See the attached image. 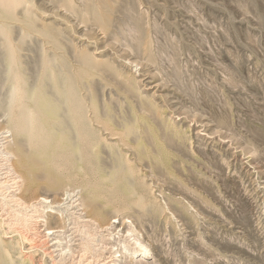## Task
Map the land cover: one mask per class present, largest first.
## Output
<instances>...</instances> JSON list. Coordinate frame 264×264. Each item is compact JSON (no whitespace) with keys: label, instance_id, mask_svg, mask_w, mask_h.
Segmentation results:
<instances>
[{"label":"rangeland","instance_id":"obj_1","mask_svg":"<svg viewBox=\"0 0 264 264\" xmlns=\"http://www.w3.org/2000/svg\"><path fill=\"white\" fill-rule=\"evenodd\" d=\"M34 1L37 2L34 10L40 17L49 23L55 20L64 27L66 47L56 51L34 28L25 22L16 23L14 44L20 46L18 54H22L20 58L26 63L23 65L32 75L31 80L39 73L44 46L47 58H53L54 51L62 58L68 57L70 66H78L71 47L75 43L81 49L93 51L102 61L115 64L125 77L136 78L138 91L145 98H152L160 112L158 116L149 105L143 111L136 88L124 84V79L119 80L109 71L94 72L93 78L81 83L86 84L85 88L82 85L78 88V97L83 94L81 99L87 103L83 105L88 106L84 110L86 106L82 105V112L94 116L93 100L97 107L96 116H91L92 121L84 125L90 123L99 131L94 134L95 139L102 136L119 146L118 153H112L102 142L98 146L81 142L82 150L91 154L84 157V170L71 171L69 166L65 167L68 172L63 170L64 176L74 178L72 186L59 190L58 198L64 195L62 199L66 201L67 189L74 188L78 196L87 194L93 214L96 212L102 222L113 223L109 225L112 228L102 231L111 242L105 250L104 257L108 258L102 256L99 262L89 259L84 264H110L112 245L117 244L115 248L122 251L125 237L134 233L152 248L148 257L140 256L144 258L142 264H264V0H119L110 33L97 25L79 24L64 9L54 10L53 0ZM132 14L142 16L141 26L149 35L150 51L143 53L136 48L137 41L131 37L134 32L128 29L133 26L134 20L129 19ZM126 19L132 21L131 25ZM21 27L32 36L31 41L29 36L22 41ZM118 31L124 32L126 39L116 41L114 32ZM127 31H131L130 35ZM18 32L20 35L15 38ZM2 49L0 44V55ZM0 68L4 69V63ZM89 83L94 90L88 92ZM2 87L0 97L4 99L6 87ZM2 113L0 128L7 129V118ZM107 116L112 121L106 122ZM99 121H105L104 130L96 126ZM125 121L137 122L139 135L123 137L118 142L117 135H109L107 128L123 132ZM84 133L86 130L82 129L83 136ZM126 142L130 147L123 144ZM138 142L140 147L136 149ZM49 148L54 151L52 145ZM36 150L32 146L29 152ZM119 154L134 162L137 182L141 183L139 191H144L161 207L156 213L138 217L131 211L128 214L132 215L131 219L128 218L126 210H119L124 205L120 195L123 193H110L109 187L103 185L102 174ZM40 186L41 193L49 192L43 183ZM48 192L50 198L55 196ZM90 199L96 200V204ZM4 207L0 208L3 218L14 220L17 206L10 203ZM77 211L80 215L81 211ZM14 226L6 227L9 236L16 239L28 236L27 239L33 240L24 244L25 252H36L35 264L55 263L50 261L51 241L48 245L42 243L34 236L33 228H26L20 222ZM72 227L74 224L65 230L68 240L70 235L77 234ZM134 227L138 230L130 233L129 229ZM128 245L134 247L132 242ZM124 261L120 263L128 264L127 259Z\"/></svg>","mask_w":264,"mask_h":264},{"label":"bare ground","instance_id":"obj_2","mask_svg":"<svg viewBox=\"0 0 264 264\" xmlns=\"http://www.w3.org/2000/svg\"><path fill=\"white\" fill-rule=\"evenodd\" d=\"M118 1L119 0H53L52 5L54 10L64 9L66 13L74 16L79 24L83 23V25L87 27L90 25H97L99 29L101 28V30L106 33L112 28L113 20L115 19L114 12L117 9V5H119L118 3H120ZM36 4L37 2L35 3L34 0H0V44L3 47L2 54L0 55V66L4 63V69L2 70L0 68V70H2L0 74L4 72V78L2 79L3 85L1 84V87H6L3 96L4 99L0 97L2 99L0 100V112L5 114L7 122H4L8 124L7 129L0 128V208L10 203L17 206L15 210L16 214L14 215L15 221L10 219V222L8 221L9 219L3 218V214H0V264H35L34 257L35 255L37 256V254H35L36 252H25L26 247L24 243H27L29 240L27 239L28 236L26 238L22 237V239H16L13 235H8L9 232H7L6 227L14 228L17 222H20L26 228H33L34 236L39 238L38 240H41L42 243H47L48 245L51 241L52 250L49 254L51 258L50 261H55L53 264H84V262L89 259L99 262V258L107 254L105 250H107L108 245L111 244V242L107 241L110 240V238H106V234L102 231L112 228L109 227V225L112 226L113 223L102 222L100 218H98L99 216H96V212L95 214L92 213V204L87 201L89 200L86 197L87 194L84 195L80 193L78 196V194H74V190H72L74 188L70 187L71 190L67 189L68 196L66 201H68L66 202L62 199L64 195L62 198L59 196L61 199L58 198V192L59 190L62 191L63 188H68L67 186L72 184L74 178H72V175H63V170L64 172L67 171L65 167L69 166L71 171L75 172L84 170V165L86 164L84 162V157H86L88 152L82 150L80 147L81 142L87 141L86 143L88 146L90 143L91 146L94 144L98 146V144L102 142L112 153H116L119 150V146L112 142H108L110 140L105 137L102 138V136L95 139L94 134L99 131L93 129L90 123L89 125H84L86 121H92L90 117L93 113L91 115L87 110L88 113L82 112L83 103L86 105L87 103L83 100V94L79 96V99L77 90L80 85L83 86V84H81L83 80H89V77H91L94 72L101 71L105 73V71H109V74L110 72L114 73L115 75L113 74L112 76H117L119 80L124 79L122 80L124 84L128 86L132 85V87L134 86L136 88V95L141 100V109L143 111L146 110L145 106L149 105V107L153 109V112L157 111L156 113L158 116L160 112L158 110V105L153 102L154 100L152 101V98H145L142 92L138 91L140 88L138 89L139 83L136 78L130 79L131 77H125L123 72L117 69L115 64L113 65L110 61H102L99 57L94 55L95 53L93 51L91 52L88 48L81 49L75 43H71V47L78 66H70L68 57L62 58V55L57 54V52L54 54V51L52 52L53 54H51L53 58H47L45 52L47 50L44 51V46L40 53L39 73L37 72V77L35 76L36 78L31 80L30 78L32 75L28 74L27 68L23 65L25 62L23 63L21 60L22 54L21 56L18 54L20 51L18 52L17 48L20 46L16 45L17 42L14 39V27H18L16 23L25 22L29 27L34 28V31H36L39 36L44 37V40L46 39L45 41L52 43L56 51L66 47L63 44L65 37L63 36L64 27L61 28L60 23L55 20L49 23L44 20L45 18L40 17L37 11L34 10V7L37 6ZM56 12L57 11L53 13ZM129 17V19L135 22L130 20L133 23V28L126 26V30L128 27V29L131 28L134 32L131 37L133 40L137 41L138 46L136 48H139V51L143 53L150 51L149 35L145 34L144 28L141 26L142 16H136L135 14L133 16L132 14V16L129 15ZM64 18L66 20L68 19L66 15H64ZM66 22H69V20ZM129 22L127 21V23ZM123 23H121L122 26H125ZM128 25H131V23ZM23 28L21 27L22 30L20 31L22 34L24 33L22 35L23 38L21 37L23 40H20L25 42L24 39L28 36L29 40H32V36L28 35V32H25L26 29ZM20 32H18V36L15 38L19 37ZM129 32L131 33V31ZM129 32L127 31L128 34ZM123 33H119V31L114 32L115 35H113L115 40L119 41L126 39ZM34 34L36 33H33V35ZM14 41L16 42L15 44ZM148 53L150 54V52ZM88 80L85 81L89 82ZM91 82L92 81H90V83ZM84 86H86V84H84ZM1 87L0 89L3 88ZM93 90L94 88L90 84L88 92ZM79 93L81 92L79 91ZM91 103L93 104H91V106L97 109L95 101L93 100ZM85 104L83 106H86ZM87 107L88 106L83 109L85 110ZM91 109H93V107ZM96 109L92 117L96 116ZM106 119L108 120L106 122L112 121L111 116H107ZM80 124L81 126L83 125V127H80ZM136 124L137 122L132 123L125 121L122 127L123 132L120 133L114 132L112 128L107 129L109 130V135H117L116 140L122 142L123 137L130 139V136L135 135L137 138L140 129ZM96 126L104 130L105 121H99ZM82 129H84V131L86 130L84 136L82 134ZM110 139L113 140L115 137ZM123 144L127 146L128 142ZM50 145L54 147V151L50 150ZM32 146H35L37 149L36 153L29 152ZM128 146L130 147V143ZM139 147L140 142L137 143L136 149H139ZM142 150L144 149L142 148ZM96 151V153H99L100 149ZM140 153L141 152L138 151V154ZM114 160L109 170L102 174V178L104 180L103 185L109 187L110 193L114 191L123 193L120 195L121 199L124 201V205L122 207L123 209L120 208L119 210H126L128 212L126 215L133 211L138 217H147L150 214L156 213L161 207H159V203L147 196L144 191H139L141 183L137 182V169L133 165L134 162L132 163L129 157L123 154L117 155ZM54 167L55 169L57 167V170H54ZM39 183H43L47 190H49V192L46 191L48 193L52 191V195L55 196L50 198L47 192L41 193L39 188L41 186ZM81 186L80 188H82ZM43 188L42 185V189ZM82 190H84V188H82ZM77 210L81 211V213L79 211L80 215L77 214ZM130 215H128V218H130ZM9 216L10 215L7 217ZM123 218H125V216ZM142 220L143 219H141V221ZM123 223L124 221L122 224ZM130 223L133 225L134 221L131 220ZM71 224H74L72 228L76 229L77 234L72 235V237L70 235L68 240V237L64 235L66 233L65 230ZM17 225L16 227L18 228ZM105 226L107 227L103 228ZM100 228L102 229L98 231ZM136 229L137 228L134 227L133 229H129V231L133 233L136 232ZM24 234L25 233L22 235ZM75 236H80V238L78 237L79 239H76ZM125 238L122 251L119 250V248H115L117 244L112 245V247L110 246L112 251H109V258L111 259L108 263L122 264L123 262L120 263V261L122 259L126 261L127 259L128 264L134 262L142 264L140 262L142 259L149 256L152 248H149V245L143 243L135 233L129 234ZM78 240H80L79 243H77ZM130 242L134 244L133 248L128 245ZM31 243H33V240ZM27 248L30 249V247ZM46 255L48 254L46 253L45 256ZM140 256L144 258L140 259Z\"/></svg>","mask_w":264,"mask_h":264}]
</instances>
